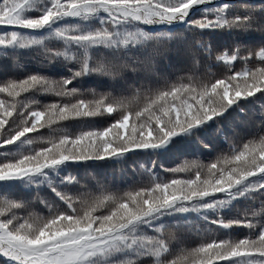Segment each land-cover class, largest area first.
Returning <instances> with one entry per match:
<instances>
[{
  "label": "snow or ice",
  "instance_id": "snow-or-ice-1",
  "mask_svg": "<svg viewBox=\"0 0 264 264\" xmlns=\"http://www.w3.org/2000/svg\"><path fill=\"white\" fill-rule=\"evenodd\" d=\"M0 26V264H264V0H0Z\"/></svg>",
  "mask_w": 264,
  "mask_h": 264
},
{
  "label": "trees",
  "instance_id": "trees-1",
  "mask_svg": "<svg viewBox=\"0 0 264 264\" xmlns=\"http://www.w3.org/2000/svg\"><path fill=\"white\" fill-rule=\"evenodd\" d=\"M2 27L3 26H0V28H2ZM211 41L213 44L214 51L217 54H219L220 51L226 50L225 49L226 43H231V40L223 33L212 34ZM27 63L29 66L28 67L29 71H34L37 68V65H35L33 62L27 61ZM240 68H241V64L238 61L234 62L233 71L239 70ZM212 71L215 72L217 74V76L222 77L226 71V68L223 64L216 63L213 66ZM24 74H25L24 72H15V73L10 72L8 75L12 76L13 78H23ZM3 78H4V76L2 74H0V80H2ZM39 99L41 100L42 103H49V102H53L55 98L47 97V96H41V97H39ZM110 122H111V118L107 114H105V116L103 118H96L93 121V126L105 127V126H108ZM68 127L73 132H76L79 130L80 125L78 122L73 121V122H68ZM252 130L253 129L251 127H249V132ZM41 131L46 133L47 129H42ZM31 135H35V134H31ZM209 156H210V154L207 151H205L200 155V158L203 159L205 163H207ZM133 159L136 161H147L150 159V157H148L147 155H140V156L133 157ZM158 159H159V162L165 168L175 167L177 164V161L175 160V158L163 157V158H158ZM96 171L107 174V175H112V173H113L112 167H110L104 161H100V162L96 163ZM161 176H166V174L161 172ZM121 179H123V181L125 183H127L128 180L139 179V177H133L132 172L129 171V172H126L123 177H121L119 174H117V182H119ZM37 210H41V209H37ZM233 234L237 238H243V236L245 234V230L244 229H237V230H235V232ZM197 243H198L197 240H190V241H188V246H196Z\"/></svg>",
  "mask_w": 264,
  "mask_h": 264
}]
</instances>
